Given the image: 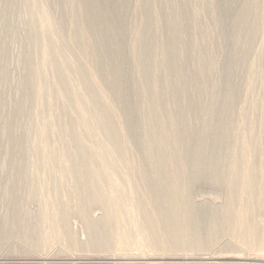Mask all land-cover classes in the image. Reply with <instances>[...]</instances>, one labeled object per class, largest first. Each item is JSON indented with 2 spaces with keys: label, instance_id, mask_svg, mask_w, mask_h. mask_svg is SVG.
Instances as JSON below:
<instances>
[{
  "label": "bare ground",
  "instance_id": "obj_1",
  "mask_svg": "<svg viewBox=\"0 0 264 264\" xmlns=\"http://www.w3.org/2000/svg\"><path fill=\"white\" fill-rule=\"evenodd\" d=\"M0 207V252L264 264V0H0Z\"/></svg>",
  "mask_w": 264,
  "mask_h": 264
},
{
  "label": "rangeland",
  "instance_id": "obj_2",
  "mask_svg": "<svg viewBox=\"0 0 264 264\" xmlns=\"http://www.w3.org/2000/svg\"><path fill=\"white\" fill-rule=\"evenodd\" d=\"M256 51L257 49L255 48L252 51L253 53L254 52L255 53L254 54L252 53V55H255ZM210 187L209 185L199 186L195 192L196 194L194 195L195 199L197 198L199 201H205V199L206 200L209 199L212 203L214 201L218 204H223L226 201L225 196H223L222 193H219L216 190H213L212 187L211 188ZM217 194L218 195L220 194V197L222 196L221 198L220 197L218 198L217 200L218 202L216 201L217 198L215 199L212 197L213 195L215 196ZM30 208L33 209V210L31 209L33 212H37L39 207L37 203H33ZM98 211H96V214L99 213ZM1 217H3V213L0 207V233L2 232ZM73 219L74 218H72L71 223H70L71 228H73V230H78L80 228L79 226L80 224L78 221H77L78 222L77 224L75 219L74 220ZM216 248L218 247L216 246ZM54 252L53 251L51 252V254L47 257L48 258L47 260H43L41 259L42 256L39 255V253H36L33 251H21V250H14L12 249V247H3L0 252V264H113L114 262V260L110 259L109 258L110 256L106 254L85 253V252L79 253L78 252V254L73 255L71 252H68V251H64V252L54 251Z\"/></svg>",
  "mask_w": 264,
  "mask_h": 264
}]
</instances>
